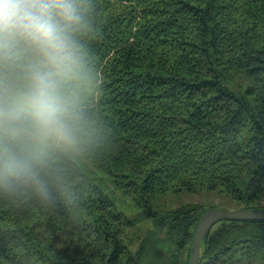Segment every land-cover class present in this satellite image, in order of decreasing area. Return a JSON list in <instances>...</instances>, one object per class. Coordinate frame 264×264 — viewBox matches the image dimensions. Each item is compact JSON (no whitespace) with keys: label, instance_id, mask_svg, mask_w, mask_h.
<instances>
[{"label":"trees","instance_id":"obj_1","mask_svg":"<svg viewBox=\"0 0 264 264\" xmlns=\"http://www.w3.org/2000/svg\"><path fill=\"white\" fill-rule=\"evenodd\" d=\"M94 2L79 152L152 227L139 233L84 166L49 150L46 195L0 187V264H188L215 204L187 197L241 209L264 197V0ZM262 251L264 219H222L197 264H256Z\"/></svg>","mask_w":264,"mask_h":264},{"label":"clouds","instance_id":"obj_2","mask_svg":"<svg viewBox=\"0 0 264 264\" xmlns=\"http://www.w3.org/2000/svg\"><path fill=\"white\" fill-rule=\"evenodd\" d=\"M94 11V0H0V187L46 195L37 165L89 135L81 88Z\"/></svg>","mask_w":264,"mask_h":264},{"label":"rangeland","instance_id":"obj_3","mask_svg":"<svg viewBox=\"0 0 264 264\" xmlns=\"http://www.w3.org/2000/svg\"><path fill=\"white\" fill-rule=\"evenodd\" d=\"M71 159H73L80 166L85 167V173L89 177L91 183L99 187V189L105 193V195L113 201L116 210L121 213L128 220L134 221L139 233L145 232L147 229L152 227L150 219L146 218L142 213V210L137 207L133 199L124 192L123 189L114 186L108 177L103 173L99 172L93 167L91 162L84 158L82 154L78 151L71 154H66ZM187 201H197L204 202L208 205H213L216 209H227V210H240L237 204L225 203L224 200L220 198H215L214 196H204V194L195 195V197H187ZM210 203V204H209ZM208 205H206L208 207ZM253 209H264V197L261 201L254 205ZM256 264L264 263V251L259 253L256 257Z\"/></svg>","mask_w":264,"mask_h":264},{"label":"water","instance_id":"obj_4","mask_svg":"<svg viewBox=\"0 0 264 264\" xmlns=\"http://www.w3.org/2000/svg\"><path fill=\"white\" fill-rule=\"evenodd\" d=\"M222 219L232 220H261L264 219V209H240L227 210L210 208L206 210L200 217L198 225L195 229L192 244L191 255L188 264H197L200 257L201 241L206 233Z\"/></svg>","mask_w":264,"mask_h":264}]
</instances>
